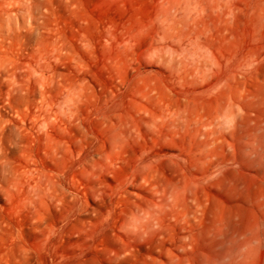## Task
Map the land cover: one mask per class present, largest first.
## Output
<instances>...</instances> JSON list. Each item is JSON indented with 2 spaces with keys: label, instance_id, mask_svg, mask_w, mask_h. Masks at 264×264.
Wrapping results in <instances>:
<instances>
[{
  "label": "rangeland",
  "instance_id": "374dc122",
  "mask_svg": "<svg viewBox=\"0 0 264 264\" xmlns=\"http://www.w3.org/2000/svg\"><path fill=\"white\" fill-rule=\"evenodd\" d=\"M248 1L240 43L262 34ZM162 2L0 0V264H140L149 252L139 240L122 252L123 226L143 162L167 170L173 150L146 133L114 145L111 128L137 111L136 76H156L144 62Z\"/></svg>",
  "mask_w": 264,
  "mask_h": 264
},
{
  "label": "bare ground",
  "instance_id": "6f19581e",
  "mask_svg": "<svg viewBox=\"0 0 264 264\" xmlns=\"http://www.w3.org/2000/svg\"><path fill=\"white\" fill-rule=\"evenodd\" d=\"M241 1L163 0L144 62L156 76H136L137 111L112 124L114 145L146 133L173 150L133 184L121 251L149 243L140 264H264V0L244 2L262 26L250 43L234 27Z\"/></svg>",
  "mask_w": 264,
  "mask_h": 264
}]
</instances>
